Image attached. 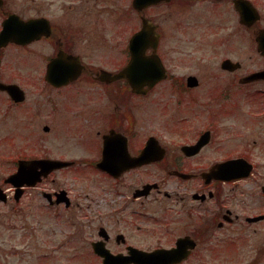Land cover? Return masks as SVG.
I'll return each instance as SVG.
<instances>
[{
    "label": "flooded vegetation",
    "instance_id": "flooded-vegetation-1",
    "mask_svg": "<svg viewBox=\"0 0 264 264\" xmlns=\"http://www.w3.org/2000/svg\"><path fill=\"white\" fill-rule=\"evenodd\" d=\"M127 3L0 0V116L10 136L39 137L43 152L24 153L12 172L20 159L62 164L21 192L3 178L0 209L11 202L6 217L18 215L24 196L38 195L40 216L62 228L55 245L69 264H104L98 253L121 256L108 264H155L148 254L160 251L179 253L170 264H200L264 222L249 220L263 209L240 213L264 197V0H158L137 10L131 0L138 24L129 35ZM145 23L152 36L132 48ZM85 172L100 179L84 196L41 187L53 173ZM34 222L25 224L29 249Z\"/></svg>",
    "mask_w": 264,
    "mask_h": 264
},
{
    "label": "rangeland",
    "instance_id": "rangeland-1",
    "mask_svg": "<svg viewBox=\"0 0 264 264\" xmlns=\"http://www.w3.org/2000/svg\"><path fill=\"white\" fill-rule=\"evenodd\" d=\"M64 1L67 3L70 0ZM99 4L96 1L95 6L98 7ZM127 6V32L129 35L138 24V16L131 7V0H128ZM159 122L161 121L159 120ZM33 128L37 130L38 125ZM12 129L13 124L10 119L0 116V182L13 171L17 158L26 154H43L40 148L42 141L39 137L10 136ZM155 129L154 131L157 132L164 131L161 123L155 125ZM32 133L34 132L32 131ZM52 143L55 145L56 142ZM95 179L99 180L100 178L92 176L89 172L81 173L79 176L74 173H53L41 187L51 190L59 185H64L73 188L72 194L84 196L83 193L88 189V182ZM242 188L248 191L251 186L243 185ZM38 197L33 193L26 194L18 205L19 214L15 216L6 217V214L11 212L10 209L12 210L11 202L1 207V214H5V216H2L0 220V251L2 252L0 264H36L35 261L40 257L41 261L42 258H47L46 262L42 264H69L67 253H60L55 245L58 243L62 228L58 225L57 219L54 220L50 215L47 219L40 216V211L36 209V204L39 203ZM241 197L245 198L244 195ZM255 199L254 205L250 204V207L244 208V210L240 208V213L253 214L263 211L262 199L264 200V197L260 199L256 195ZM34 220L35 230L32 234L38 235V238H34L37 239V245L31 244L29 249L30 243L25 224ZM255 228L256 234L253 237H248L245 240L239 238L236 243H228L231 240L227 239L222 247L209 249L206 253H202L203 261L200 264H264V222L255 225ZM232 236L234 235H231V238H233ZM198 260L199 257L196 256L194 262L197 261L199 264Z\"/></svg>",
    "mask_w": 264,
    "mask_h": 264
},
{
    "label": "water",
    "instance_id": "water-1",
    "mask_svg": "<svg viewBox=\"0 0 264 264\" xmlns=\"http://www.w3.org/2000/svg\"><path fill=\"white\" fill-rule=\"evenodd\" d=\"M157 0H134L133 4L134 7H141L142 5H147L150 3H154ZM152 36V29L151 25L145 23L144 29L140 32H137L133 35L131 39V45H135L137 38L142 37H151ZM134 53H136L133 50ZM62 165L60 162H57L56 160H47V159H35L30 161L20 160L18 164V169L15 173L11 174L6 181L12 182L16 186H21L23 183H35L36 181L41 179V175H47L48 172L51 171V169L58 167ZM40 168V170H38ZM212 175L216 174V172H211ZM19 191V190H18ZM21 192V190H20ZM19 192V193H20ZM18 193V195H19ZM264 216H257L254 218H251L252 220H258ZM155 255V263L157 264H166L169 262H172L174 257H176L177 254L172 252H164V253H153ZM105 255V259L109 258L107 254ZM118 257V256H114Z\"/></svg>",
    "mask_w": 264,
    "mask_h": 264
}]
</instances>
